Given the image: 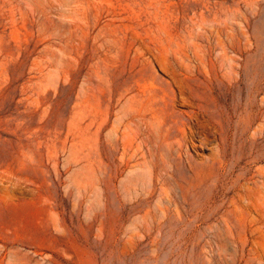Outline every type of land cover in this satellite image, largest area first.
<instances>
[{
    "label": "rangeland",
    "instance_id": "374dc122",
    "mask_svg": "<svg viewBox=\"0 0 264 264\" xmlns=\"http://www.w3.org/2000/svg\"><path fill=\"white\" fill-rule=\"evenodd\" d=\"M0 264H264V0H0Z\"/></svg>",
    "mask_w": 264,
    "mask_h": 264
}]
</instances>
